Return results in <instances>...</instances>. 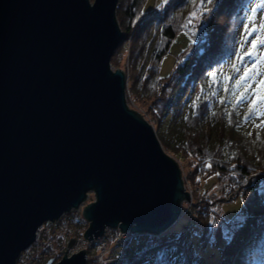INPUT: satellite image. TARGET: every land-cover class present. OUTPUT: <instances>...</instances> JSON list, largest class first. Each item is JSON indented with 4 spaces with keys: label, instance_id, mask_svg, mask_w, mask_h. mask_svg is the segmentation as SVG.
<instances>
[{
    "label": "water",
    "instance_id": "obj_1",
    "mask_svg": "<svg viewBox=\"0 0 264 264\" xmlns=\"http://www.w3.org/2000/svg\"><path fill=\"white\" fill-rule=\"evenodd\" d=\"M117 3L0 0V264H16L42 224L88 193L87 241L106 227L160 235L191 201L178 163L129 108L126 74L111 68ZM66 251L55 264L86 263L85 250Z\"/></svg>",
    "mask_w": 264,
    "mask_h": 264
},
{
    "label": "trees",
    "instance_id": "obj_2",
    "mask_svg": "<svg viewBox=\"0 0 264 264\" xmlns=\"http://www.w3.org/2000/svg\"><path fill=\"white\" fill-rule=\"evenodd\" d=\"M145 3L118 0L115 9L123 40L110 65L127 76L126 98L145 110L155 130L172 113L169 139L158 137L181 166L200 176L199 184L202 177L213 175L216 188L222 183L244 188L253 191L256 200L225 219L219 207L226 199L221 195L210 199L200 189L192 204L181 208V213L193 215L181 230L175 229L177 225L160 235L115 236L104 263H97L91 253L85 264H264V188L258 189L264 186V132L245 134L240 124L249 107L235 102L244 89L225 91V85L237 78L223 81L220 74L226 64V75L232 74L253 0H161L148 11ZM194 10L198 17L188 24ZM181 30L191 40L176 56L172 71L160 77L162 57ZM212 72L217 73L215 82L210 79ZM221 97L226 99L221 102ZM141 236L144 240L131 246L132 239Z\"/></svg>",
    "mask_w": 264,
    "mask_h": 264
},
{
    "label": "rangeland",
    "instance_id": "obj_3",
    "mask_svg": "<svg viewBox=\"0 0 264 264\" xmlns=\"http://www.w3.org/2000/svg\"><path fill=\"white\" fill-rule=\"evenodd\" d=\"M92 1V0H91ZM161 0H146V3H145V11H148L150 9H152L154 7V5L159 2ZM256 3H259V0H253V4H256ZM247 15L250 14V12L246 13ZM247 15H246V18H247ZM264 17V8H261L257 13H256V23L257 25H259L260 23V20L261 18ZM247 20V19H246ZM248 23V21L246 22ZM249 27H251V23H249ZM245 31V29H244ZM255 33L250 36L248 38V41L247 43H245V46L246 48L249 47L250 45V41L252 39L255 38ZM190 36H189V33L185 30H181V31H178L177 34L175 35L174 39L172 40V42L170 43V46H169V50L168 52L162 57V60L160 62V68H159V75L160 77H164L166 75H168L173 67H174V62H175V59H176V56L181 52L183 51L188 43L190 42ZM257 48H259L257 51H259V53L257 52L256 54L259 55L261 53H264V46H257ZM253 61H249L246 65L242 66L239 68V71L237 74H235V77L237 79H239V75L243 74L244 72V67H251V64H252ZM111 68L113 69V67L111 66ZM229 68V64H226L220 74L225 76L226 73H227V70ZM226 70V71H225ZM223 76L221 77L223 79ZM260 79H264V77H257V83L259 82ZM256 85L255 83L252 84V87L254 88ZM239 94V92H238ZM252 99H255V95H252L250 96L247 100H244L242 101L243 104H241V107H249V104L251 103V100ZM126 101H127V104L128 106L130 105L131 106V109L133 110H136L138 111L142 116L143 118L152 126L150 120L148 119L147 115H146V112L143 108L139 107V106H136L132 101L131 99L128 97L126 98ZM245 104V105H244ZM130 108V107H129ZM172 122H173V118H172V113H168L166 114V116L163 118V121L161 123V126L159 127V129L155 130L154 127V131H155V134H156V137L157 139L159 140L160 142V138L159 137H163L164 139L168 140V130L172 127ZM262 122H264V111H262V114L260 116H252L250 119L248 120H243V122H241V127H243V130L245 132V134L249 135V133H251V135H249V137H253L255 134L257 133H261L264 132V127H256V125H259L261 124ZM159 136V137H158ZM161 144V142H160ZM163 150L165 151V153H167L169 156H171L179 165L180 167V170H181V175L183 177V179L186 180V184L185 185H191L193 186V189L195 190V196L192 197V201H194V199L197 198V192H196V187L199 185L197 183H195V176H192L191 175V169L189 166H186V165H183L181 166L180 163L178 162V160H176V158L174 156H172L171 154H169L166 149L163 147V145L161 144ZM197 177V176H196ZM200 178V176H198ZM195 183V184H194ZM216 177L215 176H209V177H202L201 178V183H200V189L201 191L206 192V194L208 193H212L215 191L216 189ZM219 187V185H218ZM264 188V186H260V189ZM242 196V197H241ZM250 197V196H249ZM249 199V198H248ZM247 199V195L246 194H243V195H238L236 198H233V199H226L225 202H223L221 204V206L219 207V211L221 213V215L225 218V219H230V218H233L234 215L237 214V212L239 211V209L241 208V206L243 204H249V205H253L255 200H251V201H248ZM94 201V196L93 194H89L88 195V198L85 202L84 205L80 206L76 211H74L75 214H81V211L83 209V207L88 204V203H91ZM189 202H185V203H182L181 205V208H183L184 210V207H185V204L188 205ZM182 210V209H181ZM193 215L190 214V213H187L185 211H182V213L180 214L179 218L177 219V221L175 222V224L172 226V227H175L177 226L175 229L176 230H181L183 227L186 226L187 224V221L188 219H190ZM76 236V235H75ZM185 235H182V237H179V242L183 240ZM70 238H75L74 235H70L68 237V239ZM144 240V236H141V237H138V238H133L132 241H131V246L132 245H136L137 243H140ZM113 243V242H111ZM81 250V248H77L75 252H79ZM85 250V249H84ZM90 251L87 252L88 254V259L90 258V255L91 253H93V250L91 251V248L89 249ZM117 249L115 250V255L117 253ZM73 253V252H72ZM68 254H71L69 252H66V255ZM22 257V258H21ZM19 261L17 262V264H25L26 261H27V257L26 256H21ZM49 259H52V263L51 264H55L56 262H58L61 258H57L56 256L55 257H46L45 258H42L41 259V254L37 255V257L33 260V263L32 264H46V262L49 260ZM87 260V259H86ZM96 262L98 263V261L96 260Z\"/></svg>",
    "mask_w": 264,
    "mask_h": 264
},
{
    "label": "built area",
    "instance_id": "obj_4",
    "mask_svg": "<svg viewBox=\"0 0 264 264\" xmlns=\"http://www.w3.org/2000/svg\"><path fill=\"white\" fill-rule=\"evenodd\" d=\"M182 180L184 183V189L188 192L191 199L188 205H191L192 197L196 195L195 190L193 189L194 185H185L186 180L183 179V177ZM199 181L200 178L198 176L195 177L194 182L199 184ZM258 189H260V186L258 187ZM196 192L198 195L200 192V184L196 187ZM243 194L247 195V199L249 198L248 201L256 200V196L253 191L244 188L232 189L226 183H222L221 185H219V187H217L214 192L208 193V197L212 199L221 195L225 199H233L236 198L238 195ZM86 200L80 206L84 205ZM76 210L71 209L70 211L62 214L58 219L52 222H46L37 229L33 243L20 255V257H27V261L25 264H32L33 260L39 254H41V259L45 258V256L47 258L55 256L57 258H61L63 256V253L60 251H66L67 243L69 241L68 237L70 235H74L75 241L72 246L68 247L66 252H69L71 254H68L67 256L72 255L74 251H76V249L80 247L81 250L85 249L86 259H88L87 252L91 248V251L93 250V254L98 263H104L107 260L108 253L110 251V243L115 236L120 238H127L133 235V233L130 232L122 234L119 232L118 229L106 227L101 237L87 241V239L83 238V232L87 229L89 221L85 219L81 214H75L74 211Z\"/></svg>",
    "mask_w": 264,
    "mask_h": 264
},
{
    "label": "snow or ice",
    "instance_id": "obj_5",
    "mask_svg": "<svg viewBox=\"0 0 264 264\" xmlns=\"http://www.w3.org/2000/svg\"><path fill=\"white\" fill-rule=\"evenodd\" d=\"M207 2L211 3L212 0H207ZM201 3H203V0H201ZM195 7L199 8L200 5L197 4ZM261 8H264V0H259V3L252 6L250 14L247 15L246 18L248 23L244 24L245 32L242 36L240 47L237 49L236 62L231 65L232 74L223 76V81L233 80L240 67L246 65L249 61H253L250 68L244 67V72L239 75V79H234V84H226L224 89L227 92L234 91L237 88L244 89V91L235 97L236 103L247 100L250 96L255 95V99H252L249 104V110L244 117L245 120L250 119L252 116H260L262 111H264V79H260L257 83V77H264V53L257 55L254 51L257 46H264V17L261 18L259 25L255 22L256 13ZM203 11L207 12L208 9L204 8ZM189 17L187 23L192 24L193 19L198 17V12L195 10L190 12ZM249 23H251V27H249ZM254 33L256 35L255 38L251 40V47L248 48L247 52H243L245 42ZM209 75L212 82L217 80L216 72H212ZM253 83L256 85L254 88L252 87ZM225 99V97H221V102ZM193 107H195V102ZM230 116L231 114H229V117ZM228 122L230 124L232 123L230 118ZM256 127H264V122L256 125ZM249 135H251V133H249ZM257 139H259V135H257ZM206 167H210V165H206Z\"/></svg>",
    "mask_w": 264,
    "mask_h": 264
},
{
    "label": "bare ground",
    "instance_id": "obj_6",
    "mask_svg": "<svg viewBox=\"0 0 264 264\" xmlns=\"http://www.w3.org/2000/svg\"><path fill=\"white\" fill-rule=\"evenodd\" d=\"M108 228V227H107ZM20 259V256H19V258L17 259V262H18V260ZM17 262H16V264H17Z\"/></svg>",
    "mask_w": 264,
    "mask_h": 264
}]
</instances>
